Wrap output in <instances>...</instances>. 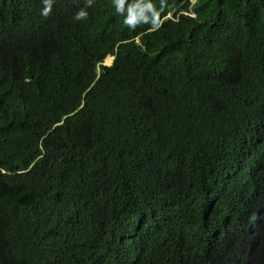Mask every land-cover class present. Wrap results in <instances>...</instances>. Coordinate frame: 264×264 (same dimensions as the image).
Masks as SVG:
<instances>
[{
	"label": "trees",
	"instance_id": "trees-1",
	"mask_svg": "<svg viewBox=\"0 0 264 264\" xmlns=\"http://www.w3.org/2000/svg\"><path fill=\"white\" fill-rule=\"evenodd\" d=\"M259 223L264 0H0V264H264Z\"/></svg>",
	"mask_w": 264,
	"mask_h": 264
},
{
	"label": "clouds",
	"instance_id": "clouds-1",
	"mask_svg": "<svg viewBox=\"0 0 264 264\" xmlns=\"http://www.w3.org/2000/svg\"><path fill=\"white\" fill-rule=\"evenodd\" d=\"M193 2H195V0H193ZM236 234L242 238L250 240L256 245L261 244V237L262 235L264 236V223H259L250 228L249 230L238 231Z\"/></svg>",
	"mask_w": 264,
	"mask_h": 264
},
{
	"label": "rangeland",
	"instance_id": "rangeland-1",
	"mask_svg": "<svg viewBox=\"0 0 264 264\" xmlns=\"http://www.w3.org/2000/svg\"><path fill=\"white\" fill-rule=\"evenodd\" d=\"M113 56H109V57H107V59L105 60V64L106 65H111L112 64V62H113V58H112ZM108 58H110V59H108Z\"/></svg>",
	"mask_w": 264,
	"mask_h": 264
},
{
	"label": "water",
	"instance_id": "water-1",
	"mask_svg": "<svg viewBox=\"0 0 264 264\" xmlns=\"http://www.w3.org/2000/svg\"><path fill=\"white\" fill-rule=\"evenodd\" d=\"M114 59V56L112 57ZM112 65V64H111Z\"/></svg>",
	"mask_w": 264,
	"mask_h": 264
}]
</instances>
